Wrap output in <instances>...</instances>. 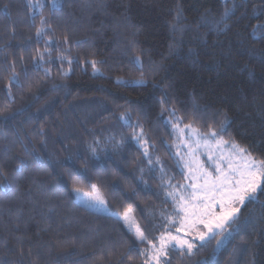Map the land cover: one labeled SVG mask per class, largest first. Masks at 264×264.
<instances>
[{
	"label": "trees",
	"instance_id": "trees-1",
	"mask_svg": "<svg viewBox=\"0 0 264 264\" xmlns=\"http://www.w3.org/2000/svg\"><path fill=\"white\" fill-rule=\"evenodd\" d=\"M37 2L42 7L33 9ZM225 8L231 11L221 19ZM42 18L53 31L38 38ZM46 51L48 75L33 63ZM171 107L180 126L202 134L211 127L264 159V0H0V167L12 189L0 192V261L15 264L9 249L23 247L32 249L24 264L37 250L38 264H122L135 237L115 216L76 202L73 189L91 192V184L112 213L131 209L158 235L176 217L167 192L185 183ZM129 112L150 141L151 165L135 141L117 148L108 139L131 136L120 119ZM241 211L256 221L245 234L234 232L219 247L217 237L191 257L173 251V264H264V207L253 202ZM20 236L30 243L19 245ZM60 238L67 242L44 246ZM132 256L128 264H140Z\"/></svg>",
	"mask_w": 264,
	"mask_h": 264
},
{
	"label": "snow or ice",
	"instance_id": "snow-or-ice-1",
	"mask_svg": "<svg viewBox=\"0 0 264 264\" xmlns=\"http://www.w3.org/2000/svg\"><path fill=\"white\" fill-rule=\"evenodd\" d=\"M33 9L41 8L42 5L37 2L30 5ZM231 9L225 8V11L221 17L224 19L228 16ZM4 14L8 15L7 6H5ZM42 15V13H41ZM35 21V15L32 17ZM40 27L36 30V36L43 38L48 36L53 29L49 26L47 18L40 20ZM175 31V26H173ZM256 29H253L255 31ZM134 35H137L134 33ZM53 38H49L47 44H52ZM67 43V39L65 40ZM136 41L133 40L132 44L135 45ZM45 55L51 57V52L38 53V60L33 61L35 68H43L45 75H48L50 69L43 67V61ZM63 59V57H61ZM131 63L138 65L139 69L143 73L144 62L139 56H133L130 60ZM68 63L72 61L69 59ZM94 70L97 62L95 60L88 61ZM14 69V63L12 65ZM149 71H152L150 68ZM25 76L27 78V69H25ZM12 80L19 87H23V83L19 78V75L13 71ZM139 83H147L146 79H141ZM56 86V85H54ZM12 81L6 86V91L11 96ZM31 90V89H29ZM160 103L163 105L167 99V93L160 97ZM170 115L175 118L176 123L173 125L178 138H182L184 135L185 128L195 132L196 130L192 126L185 125L183 128L180 125L183 123V119L176 115V109L174 107L166 109ZM206 111V109H205ZM219 113H217L218 115ZM127 127L132 129L131 136L121 135L120 140L117 141L115 136H110L108 139L112 142L115 147H121L125 140L131 139L135 141L137 145H144L143 155L147 158L149 165L153 164V159L149 154L150 141L145 137L143 125L139 122H133L132 113L129 112L127 115L120 117ZM171 123V120L169 121ZM227 127V121L221 125V129ZM43 134V132L39 133ZM203 140L205 144L208 141L216 142L217 146L221 144H228L232 149V152L227 157L221 156L218 160H213L212 156L209 155L207 158L212 160L213 166L211 169H204L201 171L199 176L190 177L193 183L185 185L186 195L184 193L167 192V197L175 202L176 204V219L168 220L162 224L159 228L158 235H149L150 225L141 227L134 219H131V209L125 210L123 216L119 213L115 215L121 219L126 225L127 230L131 233L135 240L129 248V252L121 256L122 264H128L129 261L133 260L132 253L137 252L140 256V264H173L170 253L175 251L182 256H194L199 251L206 247L212 240H216L217 237L220 239L216 240L217 247L223 244L224 240L228 239L237 233L243 235L247 232L250 226H253L256 221L252 217H245L241 209L247 210V205L250 203H259L264 207V202L260 201V196L264 195V159H257L248 152L247 149L232 144L229 141H224L220 134L209 127L207 133L198 134L195 138V142L199 144V141ZM101 141L93 140V144H99ZM185 146H190V142L187 140L182 141ZM89 150L96 154V149L89 145ZM179 155V152H177ZM227 159L226 167L221 161ZM158 163V158H157ZM7 166L0 167V192L7 194L11 189V181L6 171ZM16 172L22 171L21 168H16ZM84 171H90L87 167V161H85ZM69 175H72L69 173ZM14 179V178H13ZM143 182V181H142ZM169 187L171 183L169 182ZM93 189H97L96 184H91ZM179 186H177L178 188ZM113 189H119V184H114ZM76 192L81 191L79 188L73 189ZM137 193L133 191V195ZM90 203L88 207L95 210L103 209L108 210V203L99 195L91 196L89 198ZM264 220V216L261 218ZM17 230L19 227L17 226ZM64 238L52 241L45 247L56 248L61 244L66 243ZM17 243L23 245L30 243L26 236L17 237ZM18 255V259L15 264H24L25 256H32V249L29 248L27 252L20 248L9 249ZM215 251V250H214ZM107 255H111L108 253ZM40 257V251L36 252V259H30L28 264H38ZM0 264H10L8 260L0 261ZM201 264V262H197Z\"/></svg>",
	"mask_w": 264,
	"mask_h": 264
},
{
	"label": "rangeland",
	"instance_id": "rangeland-1",
	"mask_svg": "<svg viewBox=\"0 0 264 264\" xmlns=\"http://www.w3.org/2000/svg\"><path fill=\"white\" fill-rule=\"evenodd\" d=\"M35 4V3H34ZM184 127V126H180ZM193 128V127H192ZM195 129V128H193ZM196 130V129H195ZM198 134L200 133L198 130L195 132L188 130L185 128L184 135L182 138H178L177 145H176V156L178 157L179 162L181 163L184 175H185V183L177 189L175 192L184 193L187 194L185 191L184 186L193 183V180L190 179V177L193 176H199L201 171L204 169H211L213 166L212 160H209L207 157L209 155L212 156L213 160H218L219 157L222 155L227 157L229 153L232 152V149L229 147L228 144H221L217 146L216 142L214 141H208L207 144L203 140L199 141V144L195 142V138L198 137ZM177 135V133H176ZM178 137V135H177ZM187 140L190 142V146H185L182 141ZM142 148L144 147L143 144L140 145ZM177 152H179V155H177ZM221 163L226 167L227 165V159L221 161ZM75 200L78 204L81 206H84L85 208L99 212L105 215H112L118 218L115 213H112L110 209L108 208L107 211L100 209L95 210L88 207V204L90 203L89 198L91 196L99 195L103 199V195L99 191V189H93L91 192H84L79 191L73 192ZM176 207V204H175ZM120 216H123L124 213H119ZM131 219H134L136 221L135 215L133 211H131ZM119 219V218H118ZM176 217L173 219L175 220ZM121 220V219H119ZM122 221V220H121ZM123 222V221H122ZM137 222V221H136ZM124 223V222H123ZM125 224V223H124ZM126 225V224H125ZM127 226V225H126Z\"/></svg>",
	"mask_w": 264,
	"mask_h": 264
}]
</instances>
